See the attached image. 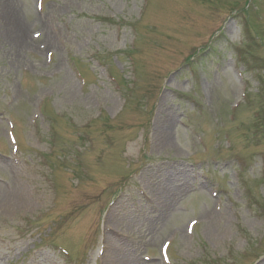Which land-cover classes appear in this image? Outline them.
I'll return each instance as SVG.
<instances>
[{"label":"rangeland","instance_id":"rangeland-1","mask_svg":"<svg viewBox=\"0 0 264 264\" xmlns=\"http://www.w3.org/2000/svg\"><path fill=\"white\" fill-rule=\"evenodd\" d=\"M114 256L264 264V0H0V264Z\"/></svg>","mask_w":264,"mask_h":264},{"label":"bare ground","instance_id":"bare-ground-1","mask_svg":"<svg viewBox=\"0 0 264 264\" xmlns=\"http://www.w3.org/2000/svg\"><path fill=\"white\" fill-rule=\"evenodd\" d=\"M16 40H17L18 43H20V45H23L22 42H20V40H18V36H16ZM24 42H26V41H24ZM159 129H160L162 132L165 131V129H167V123L164 122V125L161 126ZM114 257H115V256H114ZM112 261H113V264H115L116 261H117V262L120 261V258L115 257L114 260H112ZM134 263H135L134 261H130V262L127 261L125 264H134Z\"/></svg>","mask_w":264,"mask_h":264}]
</instances>
